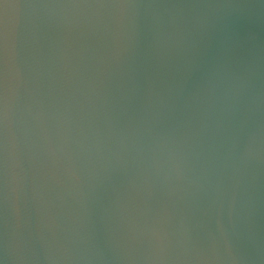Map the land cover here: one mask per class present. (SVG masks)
<instances>
[{"label":"water","instance_id":"water-1","mask_svg":"<svg viewBox=\"0 0 264 264\" xmlns=\"http://www.w3.org/2000/svg\"><path fill=\"white\" fill-rule=\"evenodd\" d=\"M0 264H264V0H3Z\"/></svg>","mask_w":264,"mask_h":264},{"label":"snow or ice","instance_id":"snow-or-ice-1","mask_svg":"<svg viewBox=\"0 0 264 264\" xmlns=\"http://www.w3.org/2000/svg\"><path fill=\"white\" fill-rule=\"evenodd\" d=\"M3 2V0H0V3H2Z\"/></svg>","mask_w":264,"mask_h":264}]
</instances>
